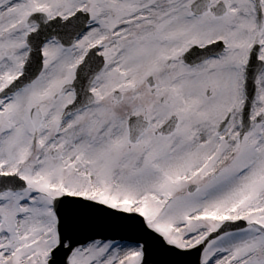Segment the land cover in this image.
<instances>
[{
    "label": "snow or ice",
    "instance_id": "6c2138e0",
    "mask_svg": "<svg viewBox=\"0 0 264 264\" xmlns=\"http://www.w3.org/2000/svg\"><path fill=\"white\" fill-rule=\"evenodd\" d=\"M0 264H264V0H0Z\"/></svg>",
    "mask_w": 264,
    "mask_h": 264
}]
</instances>
